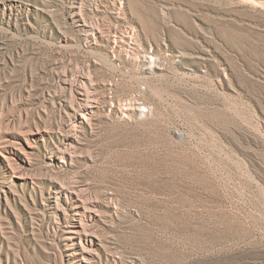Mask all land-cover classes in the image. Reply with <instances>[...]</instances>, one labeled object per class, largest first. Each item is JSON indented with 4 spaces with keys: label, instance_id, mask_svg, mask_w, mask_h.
Segmentation results:
<instances>
[{
    "label": "rangeland",
    "instance_id": "rangeland-1",
    "mask_svg": "<svg viewBox=\"0 0 264 264\" xmlns=\"http://www.w3.org/2000/svg\"><path fill=\"white\" fill-rule=\"evenodd\" d=\"M77 1L94 47L72 0H0L26 10L0 11V139L47 134L13 169L0 156V264H70L52 183L87 189L91 264H264V0ZM86 74L97 108L63 163L53 103ZM130 98L147 112L115 117Z\"/></svg>",
    "mask_w": 264,
    "mask_h": 264
},
{
    "label": "bare ground",
    "instance_id": "bare-ground-1",
    "mask_svg": "<svg viewBox=\"0 0 264 264\" xmlns=\"http://www.w3.org/2000/svg\"><path fill=\"white\" fill-rule=\"evenodd\" d=\"M72 1L73 2L72 4H70L71 6L69 7L68 10L70 12L69 13L70 18L72 19L71 21H73L75 23V26L80 31L83 32L82 34L83 40L86 46L87 47L96 46L99 40L101 41L102 39L101 38L102 31L98 29L95 25L93 24L90 25L86 23L81 16V8L78 5L79 4L78 1L77 0H72ZM0 9H1L0 11H2L3 13V15L2 14L1 15L5 16L7 18V21L14 17L15 15L14 11H24V12L26 11L23 4L12 3V2L4 4ZM114 18H117V16H115ZM113 42H115V40ZM149 55L144 56L145 57L143 58L144 64L143 67H141V69L145 71L148 70L150 72V71H154L153 69L156 67V64H155V59L149 57ZM88 74L76 78L74 82H69V83L64 82L65 84L64 90L66 89L69 92L70 99L64 97V99L58 98L56 103H53L55 101L52 102L53 104H56L58 110L63 111L64 114L66 113L67 115L66 116L67 122L65 123V128L67 129V133L63 134L64 132H60L61 137L56 138V140L54 141H51L49 143V148L46 149H48V153L50 154L49 155L50 157L55 156L56 159L58 158L59 161L63 163H67L68 161L72 160L71 150L73 146V136L68 132H74L79 125L85 126L88 123H90L89 121L93 116L95 109L97 108L98 101L95 99L94 96L95 94L93 92L94 91L93 82L91 76ZM53 96L56 97V95L54 94ZM131 101L132 103H135L133 102V100ZM130 103L131 102H129V104ZM135 104L136 105H133L132 108H129L130 106L124 107V105L123 107L121 105H120L121 107L114 106L112 109L113 114L116 115L115 117L124 119L125 117L131 116L133 114H137V113L141 114L142 112L145 111L147 112V110L145 109L146 107L145 108L143 106L141 107L139 103H135ZM5 123H7V121H5ZM20 132H24V134L30 133V135L29 136L26 135L22 138L16 137L14 140L11 139L13 141H9V140L6 141L4 139L2 140L3 137L0 139V156L2 157L1 165L4 169L10 170L14 168L13 161L15 160V157L13 156H17L18 154L17 151L22 152L23 155L24 154L27 155L31 150L32 141L46 140L47 134L44 132V130L42 131V129L40 130L39 128H35V130L32 129L22 130ZM12 158H14V160ZM61 184L59 185L57 183H52L51 187L49 188L50 189L49 198L51 199L48 201V206L50 208V213H52L53 216L56 217L55 227L56 230H58L59 232L58 235L64 241L65 247L63 253L70 260V264H91L95 256V250L100 245L99 239L96 236L97 233H95V231L93 230V221L95 219L93 203L89 201L87 197L86 188H85L86 190H84L82 188H78L77 186H74L73 184L72 185L70 184V186L69 185L63 186Z\"/></svg>",
    "mask_w": 264,
    "mask_h": 264
}]
</instances>
